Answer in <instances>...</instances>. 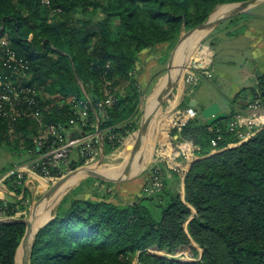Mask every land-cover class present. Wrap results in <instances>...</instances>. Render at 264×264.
<instances>
[{
	"label": "trees",
	"instance_id": "1",
	"mask_svg": "<svg viewBox=\"0 0 264 264\" xmlns=\"http://www.w3.org/2000/svg\"><path fill=\"white\" fill-rule=\"evenodd\" d=\"M245 1L0 0V55L10 48L28 66V83L42 93L45 125L70 130L79 117L72 100H88L86 125L80 123L75 134L102 133L109 155L139 127L140 53L174 45L183 30L206 22L218 6ZM9 75L0 63V76ZM258 89L264 102V76ZM108 92L111 106L105 105ZM232 117L213 125L196 118L172 130L179 141L194 144L199 158L206 157L186 173L188 205L167 184L151 195L144 187L126 205L108 196L82 200L68 194L38 232L31 264H264V128L241 142V130L230 129ZM39 129L35 119H0V150L26 154ZM84 164L80 159L69 167ZM0 210L7 216L18 212L11 203H0ZM25 233L22 223L0 225V264H16ZM193 241L203 249L197 261L155 253L174 255L190 247L197 255Z\"/></svg>",
	"mask_w": 264,
	"mask_h": 264
},
{
	"label": "built area",
	"instance_id": "2",
	"mask_svg": "<svg viewBox=\"0 0 264 264\" xmlns=\"http://www.w3.org/2000/svg\"><path fill=\"white\" fill-rule=\"evenodd\" d=\"M200 57V54H198ZM198 58H192L190 67L186 72L185 80L192 83L193 71L198 68ZM0 63L9 71V78L4 80L0 76V119H4L9 123H16L23 119H35L40 123L38 134L32 139V146L26 149L27 159L21 164L10 168L0 179V203L7 205V196L10 195L19 200L24 199L25 191L28 183L35 179L40 184L52 186L62 176L70 172L71 157L75 151H78L89 158L96 154V148L100 147V132L94 134H75L79 130V124L86 125L90 102L72 100V104L78 109L79 117L71 120V129L65 126L45 125L42 122V111L40 107L39 96L42 94L38 87L30 85V75L28 66L20 60L15 52L7 48L3 55H0ZM113 96L108 92L105 105L111 106ZM263 99L261 95L250 105L252 113L257 112L262 107ZM104 104H100L102 107ZM197 111L193 107H188L183 116L176 119L172 129L175 127L186 126L190 121L196 119ZM263 116H253L247 119V125L253 127L257 125L250 134H240L241 142L247 141L256 133L264 128ZM241 117L237 116L230 123L231 131L242 130L240 127ZM176 137V139H174ZM173 141H166L163 144L156 145V156L168 158L166 163L154 162L147 170L146 185L144 191L151 195L162 191L166 185V177L164 167L172 170H180L187 172L185 167L190 168L191 165L199 158L196 150L191 142H181L178 136H174ZM212 146H218L217 140L212 141ZM187 166H185L186 164ZM184 166V167H183ZM64 168L67 170L65 171ZM10 183L11 185H7ZM17 187L22 188L17 195ZM21 214V213H18ZM15 216H7L0 210V220L14 219Z\"/></svg>",
	"mask_w": 264,
	"mask_h": 264
},
{
	"label": "crops",
	"instance_id": "3",
	"mask_svg": "<svg viewBox=\"0 0 264 264\" xmlns=\"http://www.w3.org/2000/svg\"><path fill=\"white\" fill-rule=\"evenodd\" d=\"M233 10L234 6L231 4H224L218 6L213 14L217 18L227 15ZM204 38L203 43L196 47L200 54L197 63L199 67L194 69L192 83L188 87L195 86L196 88H187L175 105H169L164 116L172 115L175 121L183 116L185 110L191 107L192 103H194L193 108L198 114H201L203 109L212 104H217L227 117L233 115L230 123L235 117H241L240 127L242 130L240 134L253 135L257 125L249 127L247 119L253 116H263L264 119V102L257 112L252 113L250 110V105L261 93L258 87L261 77L264 76V3L253 6L244 13L222 22L207 33ZM149 51L151 52V50H146L140 55L136 67V75L142 89L147 85L145 83L154 68V66H149L150 63L144 59ZM253 90L258 95L252 93ZM262 94L264 95V92ZM200 119L206 122L202 115ZM161 121L157 122L158 127ZM173 123L171 127L167 128V134L170 128L172 129ZM193 148L196 150L194 144ZM215 151L217 152V150ZM80 159L81 154L75 151L71 162H78ZM184 173L186 172L164 167L168 189L178 193L182 199H184ZM145 182L146 175H139L130 181L110 183L112 185V190H110L114 195L108 198V201L116 205L133 203L142 196ZM36 183L35 179L30 181L28 189L35 187Z\"/></svg>",
	"mask_w": 264,
	"mask_h": 264
},
{
	"label": "rangeland",
	"instance_id": "4",
	"mask_svg": "<svg viewBox=\"0 0 264 264\" xmlns=\"http://www.w3.org/2000/svg\"><path fill=\"white\" fill-rule=\"evenodd\" d=\"M216 11V10H215ZM214 11V12H215ZM190 31V30H189ZM189 31L187 30H183L179 40L176 42V44H170V43H164V44H159L156 45L150 49L147 50H151V52L149 51L148 55L146 57H144L145 61H147L149 64V66H154L151 75H149L148 80L145 84L144 89L141 88L142 90V98H141V104H140V119L138 122V129L132 133L131 135H129V137H127L124 141V143L122 144V146L115 150L113 153L107 155L105 153V155H103L102 153V149L101 147L98 146V148H96V154L89 158L88 156H84L81 154V159L85 160V164L76 168L75 170L82 168V167H95L96 170L98 169V171H100L103 174H107V175H115V174H122L126 169L127 166L130 163V158L125 159L123 157L124 152L127 148V143L135 138V135L138 134V131L141 127V122L142 119L144 117V115L147 113V104H148V99L149 97H151L154 93L155 90L157 89V87L161 84V82L163 81L164 78H166V76H168L169 74V70H170V59L171 56L174 52V50L176 49L179 41L181 40V38L188 33ZM205 40V38H203L201 40V43H203V41ZM207 42H209V40H207ZM201 43H199L198 45H200ZM197 46V45H196ZM195 46H192L193 52L195 51ZM199 47V46H198ZM146 51V50H144ZM143 51V52H144ZM142 52V53H143ZM140 53V55L142 54ZM140 55H139V59H140ZM138 63V62H137ZM137 67V65H136ZM173 70V69H171ZM135 76L140 84L139 78L136 75V71H135ZM186 74L183 77V83L184 86L182 89L179 85V83H176L175 88L172 92V94L169 96L168 99H166V102L164 104V108L158 113L152 127L150 128L147 137L144 141V144L141 148V152L139 153V156L134 159V161L132 162V167L133 170H135V166L136 163L138 162V160H141V158L144 156V153L147 152L148 148H153V153H152V159L151 162L149 163V165L147 166L146 170L141 174V175H146L147 176V170L150 168L151 164L154 162L157 163H166L168 161V158L166 156L161 157V156H156V145L158 144H163L164 142L168 141H173V134H172V130L170 128V130L166 131V135L165 137H162L161 135V131L164 129H162L161 131L158 128L157 122L161 121L163 118H165L166 116V110L169 108L170 104L174 103L176 104V102L178 101V99L180 97L183 96V94L185 93L186 89L189 87V85L191 83H188L187 80H185ZM141 87V84H140ZM196 87L193 86L192 88H188V89H195ZM162 114V115H161ZM172 116V115H171ZM198 119L201 118V114H198ZM173 117H172V122L171 125L173 123ZM170 125V127H171ZM152 132V133H151ZM149 135H151L150 137H148ZM151 141V139L157 140L153 141L154 143L150 142V146L148 145L149 143V139ZM159 138V139H158ZM163 138H165L166 140L163 142ZM134 141H130L129 142V146H131L133 144ZM147 142V143H146ZM233 146H237L236 144H233ZM21 148V147H20ZM80 154V153H79ZM27 159V155L25 153L22 152L21 149L14 151L13 153L10 152L7 149H3L0 150V179L1 177L7 172L8 169L13 168L19 164H21L22 162H24ZM186 166V165H185ZM192 166V165H191ZM184 167V166H183ZM191 168V167H190ZM190 168L185 167L186 171L188 172ZM64 170L66 171L67 169L64 168ZM75 170H71V171H75ZM186 172V173H187ZM186 173H184V199L183 202H185V204L188 205V203L186 202V189H185V176ZM66 175V174H65ZM101 180H98L96 178L93 177H87L82 179L80 182H78L76 185H74L73 187H71L64 195L65 197L70 194L71 197L74 199H96V200H100V198L108 196L107 198H110L112 195L111 194H107V191H111L112 190V185H110V183L104 182ZM147 182V181H146ZM145 182V184H146ZM144 184V187H145ZM7 185H11L10 183H7ZM52 186H46L45 184H40L39 182L36 183L35 187H32L31 189H26L25 191V195H24V199L23 200H19L15 197H12L10 195L7 196V202L11 203V204H15L17 206V213H21L18 214L17 218L14 219H30V214H31V209L36 206V215L38 217L39 221V225H41L42 223L48 221L51 217L55 216V212L57 210V207L60 203L59 200L64 196H62L60 199L57 200V196L56 194L54 196H49V190L51 189ZM143 187V188H144ZM17 195L20 193V191L22 190V188H18L17 187ZM103 189V190H100ZM111 189V190H110ZM114 192V191H113ZM55 197V199H54ZM64 197V198H65ZM55 200L54 202H52L53 200ZM51 201V203H50ZM52 204V205H51ZM192 210L195 213V210L192 208ZM2 219V220H6ZM191 218L185 223L184 227L185 230L189 233L188 231V225L190 222ZM1 221V220H0ZM41 222V223H40ZM193 245L196 247L197 249V255L194 254V252L191 250L190 247L187 248H182L180 250H178L174 255H167L165 253L162 252H155L160 256L166 255L169 256L170 258H174L180 261H197L200 260L202 255H203V249L198 246L197 243H195L193 241ZM20 258V263H18L19 261V254L17 257V264H22ZM134 264H137V261H134Z\"/></svg>",
	"mask_w": 264,
	"mask_h": 264
},
{
	"label": "water",
	"instance_id": "5",
	"mask_svg": "<svg viewBox=\"0 0 264 264\" xmlns=\"http://www.w3.org/2000/svg\"><path fill=\"white\" fill-rule=\"evenodd\" d=\"M261 3H264V0H248V1L240 2V3H232L231 6H234V10L231 13L224 15L222 17H217V18H215L214 14H212L206 22H204L203 24H201V25L195 27L194 29L190 30L188 33H186L181 38V40L179 41L176 49L174 50V52L171 56V59H170V70H169V74H168V81L159 90L157 104L155 106H153L149 111H147V113L144 115V117L142 119L141 127L138 131L136 141H135L134 147L132 149V154L129 157L130 163L127 166V169L122 174H120L119 176H113L110 174L107 175V174L101 173L100 171H98V169L96 170V168H94V167H82V168H79L75 171H70L66 175L62 176L56 183H54L52 185L51 189L49 190L48 195L54 196L66 182H68L71 178L78 175L79 173H82L83 175H85V178L93 177V178H96L98 180H101V181H104L107 183H112V184L130 181L131 179L141 175L146 170L147 167L145 169H143L140 173L134 174L132 162L134 161V159H136L139 156V153L141 152V148L144 144V141L147 137V134H148L150 128L152 127L158 113L164 108V104L166 102V99L169 98V96L172 94V92L175 88L177 81L173 80V78L171 76V72H172L171 69H174V61L176 58V54L182 45V41L186 40V42H187L188 40H190V45H191V43L194 41V38L200 32L207 30L209 33L212 29H214L216 26H218L222 22L227 21L231 18H234V17L244 13L245 11L250 9L251 7L256 6L258 4H261ZM191 46H189V49H188L189 52L186 56L185 62H184L183 67H182V69H184V71H185V74L188 71V69L190 67V63L192 61ZM193 105H194V103H192L190 106L194 107ZM201 115L204 117V119L206 120L208 125H213L216 122L223 120L227 117L226 113H223L217 104H212L211 106L203 109L201 111ZM99 139H100V147L102 149V153H103V155H105L106 152H105V147H104L103 135H100ZM231 147H233V146H231ZM231 147H229V148H231ZM216 153H218V152L215 151L213 154H216ZM203 158H206V157L198 158L196 161L203 159ZM65 195L59 200L58 203H60L64 199ZM53 218L54 217H51L48 221H46V222H44L38 226L40 220L38 219V217L36 215V206H34L31 209L30 219H19L18 218V219H6V220L0 221V225L6 224V223H22V224L26 225V233H25V235L21 241V244H20L18 250H17L16 264H17L18 254H19L21 249H22V259H21L22 264H31L32 251H33V248H34V245L36 242L37 234Z\"/></svg>",
	"mask_w": 264,
	"mask_h": 264
},
{
	"label": "bare ground",
	"instance_id": "6",
	"mask_svg": "<svg viewBox=\"0 0 264 264\" xmlns=\"http://www.w3.org/2000/svg\"><path fill=\"white\" fill-rule=\"evenodd\" d=\"M208 31L205 30V31H202L200 32L195 38H194V41L191 43L192 46H195L197 47L199 43H201V40L207 35ZM190 45V40H188L186 42V40H183L182 41V45L181 47L179 48L177 54H176V58H175V61H174V69L172 70L171 72V76L173 78V80H176L177 83H179L181 89L184 86V83H183V77H184V74H185V71L184 69H182L183 67V64L185 62V59H186V56L189 52V46ZM197 45V46H196ZM192 46H191V49H192ZM194 47V48H195ZM198 49V48H197ZM197 49L195 48V51L193 52V49H192V54H191V57L192 58H198V52H197ZM168 81V76H166V78L163 79V81L161 82V84L157 87V89L155 90V93L149 97L148 99V104H147V110L149 111L153 106H155L157 104V101H158V93H159V90L161 89V87ZM177 103V102H176ZM175 105V103H174ZM176 107V106H175ZM173 110V109H172ZM172 114V113H171ZM162 115V114H161ZM171 122H172V116L169 115L167 116L166 118H164L160 123H159V130L161 131L162 129H165L164 131L162 130L161 131V135L162 137H165L166 135V131H167V128L170 127L171 125ZM155 125V124H154ZM153 125V126H154ZM156 126V125H155ZM152 133V132H151ZM151 135H149L148 137H150ZM136 137L137 135H135V138L131 139L130 141H134L133 144L131 146H129V142L127 143V148L124 152V155L123 157L125 159H128L131 154H132V149L134 147V143L136 141ZM149 139V138H148ZM159 139V138H158ZM166 139L163 138V142L165 141ZM153 141H156L155 138L154 140L149 139V143L148 145L150 144V142L154 143ZM147 143V142H146ZM151 145V144H150ZM149 145V146H150ZM153 147V146H152ZM148 148L147 149V152L144 153V156L141 158V160H138V162L136 163V166H135V170H134V174H138L140 173L143 169H145L149 163L151 162V159H152V153H153V148ZM95 168V167H94ZM85 178V175H83L82 173H79L78 175L74 176L73 178H71L68 182H66L62 187L61 189L57 192L56 196H57V200L56 202L58 201V199H60L71 187H73L74 185H76L78 182H80L82 179ZM53 200V199H51ZM55 200H53L52 202H54ZM51 203V201H50ZM55 203V202H54ZM52 205V204H51ZM41 223V222H40ZM20 258H22V249L20 250L19 252V261L18 263H20Z\"/></svg>",
	"mask_w": 264,
	"mask_h": 264
}]
</instances>
